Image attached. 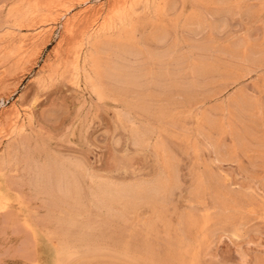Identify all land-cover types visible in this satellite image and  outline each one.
<instances>
[{
    "label": "bare ground",
    "instance_id": "6f19581e",
    "mask_svg": "<svg viewBox=\"0 0 264 264\" xmlns=\"http://www.w3.org/2000/svg\"><path fill=\"white\" fill-rule=\"evenodd\" d=\"M77 1L83 9L78 14L71 15L70 6L55 15L61 20L59 40L50 59L47 58L51 64L41 67L45 79L69 75L68 81L79 88L81 70L88 67L82 83L91 98L89 108L92 103L100 106L102 101H109L116 120L125 125L128 133L132 132L135 145L129 142L130 145L145 143L149 147L151 159L158 164L159 177L135 194L133 189L128 190L132 185L122 184L121 180L118 193L114 194L111 189L104 191L97 181L105 178L102 183L113 185V177L106 179L82 156L53 150L45 152L37 149L36 143L31 145L29 135L22 136L24 132L19 131L25 120L21 121L14 103L7 105L9 97L0 98V178L8 177L3 192L14 191V197L17 196L15 205L0 203V211L3 210L0 222L15 228L22 224L42 226L45 230L52 228L51 232H56L60 240L64 238L61 241L67 257L77 254L80 260L100 258L102 253L110 251L112 258L133 264H202L199 253L203 246L210 245L214 235L225 233L230 238H241L249 232L259 233L262 202L250 192L232 188L210 164L204 163L201 171L192 162L187 168V181L182 182L175 153L179 149L171 145L183 146L181 150L190 157L197 156L198 144L169 135L165 125H178L179 108L199 109L212 98H220L215 99L228 86H237L222 97L219 105L202 110L199 131L212 147L215 160L212 159L217 163H240L239 159L245 157L248 164H242L247 166L242 171L257 179L260 190L264 191V44L253 43L249 40L251 37L231 38L228 32L224 33L227 20L255 21L264 8V0H146L151 8L149 11L144 8V13L132 11L139 0H95L100 8L107 7L106 13L91 4L88 6L90 0ZM64 2H15L21 16L13 24L0 23V79L12 68L41 53L48 43L51 27L47 23L37 25L47 22L46 12L51 14V10L62 7ZM207 16L214 21L210 22ZM117 18L122 23L114 30L110 22ZM12 25L17 27L16 31L22 26L30 29L28 34L19 35L14 33ZM190 26L192 34L206 32V37L182 39L178 34ZM211 35L219 37L212 39ZM87 37L91 39V48L84 52L90 46L87 44L84 48ZM251 73L259 80L252 92L257 96L245 94L238 86ZM13 163L19 165L21 173L17 171L9 180L5 172H9ZM182 186L187 188L184 195L187 194L188 206L177 208L173 203L176 195L181 199ZM24 189L30 198L40 202L45 218L44 213L40 218L37 214L20 216L17 200ZM1 194L0 202L8 198ZM86 202L106 217L99 211L89 212ZM83 214L92 220L82 223L79 218ZM130 215L135 217L133 226L138 222L141 228H134L123 239L126 236H120L115 224H128ZM135 215L144 216L137 219L140 217ZM99 217L104 219L103 223L92 228L90 222H97ZM211 262L205 264H217ZM252 262L264 264V254H254Z\"/></svg>",
    "mask_w": 264,
    "mask_h": 264
},
{
    "label": "rangeland",
    "instance_id": "374dc122",
    "mask_svg": "<svg viewBox=\"0 0 264 264\" xmlns=\"http://www.w3.org/2000/svg\"><path fill=\"white\" fill-rule=\"evenodd\" d=\"M16 1L17 0H0V23L9 22L13 24L14 23L13 21L19 18L18 15L21 16V14L18 13L19 9L15 5ZM148 4L149 3H147L146 0H139L137 3H135L132 11L135 13L136 12L144 13L145 10L149 11L148 9H150L151 7H149L150 5ZM89 5L93 6V8L97 9L99 12L102 13L107 12V7L103 6L102 8H100L101 6H99V2H96L95 0H90L88 6ZM57 8L59 12H56ZM64 8L65 9L70 8L71 15L74 14L76 15L78 14L77 12H81L83 10L82 7L79 5V1L66 0V2H64L62 7L60 8L56 7V10L53 9L54 11L51 10L50 12L51 14H49V12H46L47 14L45 13L47 17L45 20H47V22L46 21L40 22V24H38L37 26L43 23H47L46 25L50 24L49 26H47L49 28L51 27L50 35L47 37L48 43L45 45L44 49L40 51L41 53L37 57L35 58L31 57L25 63L22 62L20 66L16 68H12L7 73H5V76H3L0 79L1 81L0 98L9 97V100L6 101L7 105H10L11 102L14 103L15 109L19 112V116L21 115L20 116L21 121L25 120L23 121L24 122L23 128L20 129L19 131L20 133L22 131L24 132V134L23 133L21 134L22 136H25V134L29 135L30 143H32L31 145H34V143H36L35 147L45 152L49 150H53L57 152H66V153L82 156L83 158H85L84 161L87 162L88 165L91 163V166L97 169L99 172L101 171L100 173L105 175L106 179L108 176L110 178L113 177L115 179V180L112 179L115 185L102 183L105 181V178L99 179L97 181V185L101 186L104 189V191L111 189L113 192H115L114 194L118 193L121 188V184L118 182L122 181L123 182L122 184H131L132 186L130 185L131 187H129L128 190L133 189L134 190L133 193L135 194L137 191H139V189L147 187V185H149L148 183L159 177L158 164L155 159H151L153 157L150 154L151 152L148 151L150 150L149 147H146L145 143L136 145L138 147L134 146L135 144L132 142V135H131L132 132L128 133L125 128V125L119 123V121L116 120L114 111L112 109V104L109 101L107 100L102 101L100 106H97L96 103H92V107L89 108L90 105L88 104H90L91 98L88 95V91L85 90L84 84L82 83L84 78V72H87L86 69L88 67L87 68L84 67L81 70L82 80H79L80 83L78 82L80 85L79 88H76L74 85L71 84V82L68 81L70 78L69 75H65L63 78L54 75L50 79L46 80L45 79L46 75L43 74L44 69L42 70V68L45 67L47 64H51L50 60L48 59H50L54 47H56L57 41L59 40L61 20L60 21L57 20L55 18V15L57 16L58 15L57 13H60V11L61 12L64 11L65 10ZM144 8L146 9L144 10ZM190 9L188 10V12L190 11ZM207 18L210 22L214 21V19L210 16H207ZM100 22L101 21H99V23ZM121 23H122L121 19L118 18L110 22L111 27H113L114 30L115 28L119 27ZM16 28H17L16 26L15 27L13 26L12 30L14 31V33L17 32L19 35L28 34L29 32L28 30L30 29V28L27 29L25 26H22L21 28L18 27L19 31H16L18 30ZM192 28H193L192 26L187 27L186 29L188 32L186 31V29H184V31L186 32L179 33L178 35L182 39L183 38L185 39L186 37H187L186 39H200L202 37H206V32H202V34L201 33L192 34ZM95 31L97 32V30ZM95 31L93 35H96ZM227 32L229 35H231V38L240 36V37H248L249 39V37H251L249 40L254 41L253 43L260 42L264 44V8L261 9L260 14L255 21L250 22L247 21L246 19H238V18L227 20L226 30L224 33ZM221 35L223 36L224 34ZM4 36L6 39L7 35ZM222 36H220V38ZM215 37H219V36L211 35L212 39H215ZM89 43H91V39L87 37L84 48H86L88 45L90 46L84 49V52L90 50L91 44ZM184 51H186V47ZM6 75H7V79H5ZM257 80L258 79L256 77V74L251 73L246 78H243V80L241 79L239 82L241 83V85L238 86H240V89L245 94L249 93L257 96V94L252 93L254 92V88L256 86L254 85V83L259 85L258 84L259 80L258 82ZM236 87L228 86L226 88L227 90L225 89L224 93L222 91V94L217 95L215 99L220 97L217 99L218 101L214 100L213 98L212 100H210V103L206 101L207 103H205V105L200 106L202 109L197 107L200 109V110L196 109L199 110L197 112L196 110H194L195 108H188V109H186L187 107L179 108L178 115L176 118L178 120V125L175 126L172 124L165 125V128L167 127L168 129L172 130L170 131L166 128L167 133L168 134L170 133L169 135L174 134V136L176 135L181 139L183 138V140L184 139L191 140L196 142L198 145L200 144L199 146L197 145V156L190 155V157L187 154H184L185 152L183 151L185 150H181L183 149V146H177L178 143H174L177 145H174L173 143L171 145V147L176 146L175 147L176 150L177 148L179 149L176 152L175 150H173L175 148L172 147L173 148L172 150L175 151L176 154H178L177 156L179 160V170H180V177L182 182L187 181L185 178L188 176L187 168H189V166L192 165V162L194 163L193 164L194 166L198 165L201 171L204 168L203 166L204 163L210 164L211 167L213 166L212 169L213 170L215 169L216 173L219 174L221 177H223L224 182L227 181L226 183L227 184L229 183V185H231L232 188L236 187V189L239 188L241 190L243 189L244 191L250 192L252 195H254L257 198L258 201L262 202L263 211L262 212L259 211L260 219L258 220L261 227L260 231H258L259 233L249 232L245 237L243 236L241 238L240 237L230 238V236H226L227 234L225 233L224 234L218 233L216 234V236L214 235L215 238L212 239L210 245H207L206 248L205 246H203L202 251H200L199 253L200 254L199 259L201 261L200 263L202 264L203 263L205 264L207 262L210 263V261L217 264L218 262H220L219 264H251L250 262H252V260L254 259V254L255 256L260 255L262 253L264 254V191H262L263 190L262 188L260 190L259 188L260 183H256L258 182L256 181L257 179L256 180L252 179V177H250L248 174L242 171L244 168L247 167L244 166L246 164L244 165L242 164L243 163L248 164V160L245 157H241L239 159L240 163H234V162L233 163L223 162V164L217 163L216 161H214L215 157L212 147L210 146L208 141H206L205 136L199 131V127L201 126L203 119L202 110L205 109L206 107H212L213 104L219 105L222 99L224 98V96H226L228 92L232 93ZM191 109H193L196 112V115H194L195 112L193 113V110ZM191 112L193 113V115ZM122 125L124 127H122ZM190 134L193 136H190ZM129 142L134 145H130ZM206 144L208 146H206ZM85 145L89 146L90 148L86 149L85 147H82ZM145 151H147L149 154L145 153ZM142 154L144 156H142ZM194 157L197 158V161H195ZM16 164L14 163L13 165L10 164V168L12 169L10 170L9 168V172L8 171L5 172V174L6 173L8 174V175L6 174V176H9V180L11 176L13 175L16 176V174L20 172L18 171L19 165L17 164L18 165V169H17ZM13 169H15V172L13 171ZM155 170L156 172H154ZM132 175L134 179L132 178ZM138 175L140 177H138ZM263 176L264 174H262V177ZM135 177H137V179ZM6 179L8 180V177L0 178V184H1L0 194L1 193L6 194L8 198H6L7 200L6 199H4V201L2 200L0 203L1 205H5L6 203L7 204L9 203L10 205H15L16 203L14 202V199L17 198V196L14 197L15 195L14 191H9L8 193H4L5 191L3 189V186L5 185L4 181ZM145 181L147 183H145ZM180 188H183L181 189V192L179 191ZM180 188L177 191V193L178 192L181 193V194L179 193L181 199L179 198V196L176 195L173 206L177 208H181L182 206H184L182 208H186L188 204L185 201L186 200L188 201V199L186 198L187 194L184 195L185 186L184 187L182 186ZM185 190H187V188H185ZM106 193L108 194L109 192ZM18 197L19 198L17 201L20 202V206H18L20 207L19 214L22 213L20 214V216L23 215L22 217H24L27 214L28 215L33 214L32 216H35L37 214L36 217L40 218L39 215L44 213L43 216L45 218L46 216L45 215L46 213L44 212L45 209H41L40 202L30 198L28 194L25 192V189L23 190V192L21 193L19 192ZM3 202L5 203L3 204ZM86 205L89 206V203L86 202ZM88 209L89 212L93 211V213H98L99 211V210L98 211L95 210L96 208L94 205L93 207L89 206ZM2 212L3 210L0 211L1 214L0 219L2 217ZM99 212H101L103 216L105 215L104 212L102 211ZM101 213H99L98 215L102 216ZM43 216L41 215V217ZM143 216L144 215H139L137 217L140 218L137 219H142ZM85 217L86 214H83L82 218H79L82 219V223L84 221H89L90 219L89 217H86V219L87 218L88 219L85 220ZM99 218L101 219L99 220H97L98 218L95 219L97 220V222L96 221L93 222L94 220L90 222L92 228L93 226L97 227V225H101L103 223L104 219L102 217ZM134 218H135L134 215L131 216L130 220L127 222L128 224H125L126 226L125 225L119 226L118 225L119 223L115 224V230L119 234H121L120 236L121 237L126 236L123 239L127 238V235L128 234L130 235L131 231H133L134 228L135 229L141 228V226L139 225L140 223L138 224V222H136L137 224L133 226ZM51 229L52 228H48V230H45L42 226H38V225L28 226L23 224L15 228V226L3 225L0 222V264H133L129 262L123 263L121 259L117 260L112 258L113 254L110 251H106L105 253H102L100 255V258L80 260L78 259L79 255L77 254L67 257L64 251V244L61 241L64 238L62 237L60 240V237L56 236L57 235L55 234L56 232L54 231L55 233L53 234V232H51L53 229L52 230ZM58 260H60L61 262Z\"/></svg>",
    "mask_w": 264,
    "mask_h": 264
}]
</instances>
